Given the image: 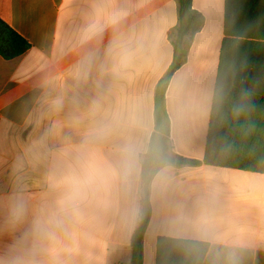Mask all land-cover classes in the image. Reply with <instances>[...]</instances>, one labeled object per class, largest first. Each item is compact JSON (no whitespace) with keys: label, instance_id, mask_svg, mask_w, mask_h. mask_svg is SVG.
Returning <instances> with one entry per match:
<instances>
[{"label":"clouds","instance_id":"obj_1","mask_svg":"<svg viewBox=\"0 0 264 264\" xmlns=\"http://www.w3.org/2000/svg\"><path fill=\"white\" fill-rule=\"evenodd\" d=\"M228 2L72 0L10 119L0 264H257L264 70Z\"/></svg>","mask_w":264,"mask_h":264},{"label":"crops","instance_id":"obj_2","mask_svg":"<svg viewBox=\"0 0 264 264\" xmlns=\"http://www.w3.org/2000/svg\"><path fill=\"white\" fill-rule=\"evenodd\" d=\"M72 8V0H0V18L31 45L28 51L13 59L0 56V157L8 144L10 119L28 95L40 57L50 49V37L60 18ZM217 24L224 28V16ZM142 264H150L147 250ZM257 264H264V254Z\"/></svg>","mask_w":264,"mask_h":264},{"label":"trees","instance_id":"obj_3","mask_svg":"<svg viewBox=\"0 0 264 264\" xmlns=\"http://www.w3.org/2000/svg\"><path fill=\"white\" fill-rule=\"evenodd\" d=\"M190 0H181V4ZM236 0H229L228 13L231 12ZM244 11L240 24L247 26L248 31L244 49L255 63L257 70H264V0H242ZM225 26V17H224ZM31 48L30 43L0 18V56L5 60L22 55ZM264 99V92L261 93ZM264 151V147L261 148ZM233 168H248L252 160L241 156L228 162Z\"/></svg>","mask_w":264,"mask_h":264},{"label":"water","instance_id":"obj_4","mask_svg":"<svg viewBox=\"0 0 264 264\" xmlns=\"http://www.w3.org/2000/svg\"><path fill=\"white\" fill-rule=\"evenodd\" d=\"M183 3H185V0H183Z\"/></svg>","mask_w":264,"mask_h":264}]
</instances>
